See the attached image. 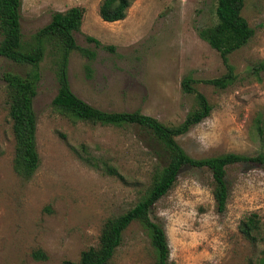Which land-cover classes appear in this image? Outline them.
<instances>
[{"label":"rangeland","instance_id":"rangeland-1","mask_svg":"<svg viewBox=\"0 0 264 264\" xmlns=\"http://www.w3.org/2000/svg\"><path fill=\"white\" fill-rule=\"evenodd\" d=\"M100 3L22 0L24 46L33 42L53 11L81 6L85 12L74 38L95 56L90 59L78 50L69 54L67 75L76 96L101 110H139L175 126L199 108L195 95L182 89L183 79L190 78L211 111L176 136L187 154L264 153V0L244 1L241 14L253 35L229 55L233 81L222 89L205 80L222 77L227 67L199 36L201 29L215 24L217 0H134L126 17L114 22L101 19ZM59 55V43L45 40L33 100L39 166L28 179L13 169L12 122L0 79V264L77 262L83 250L98 245L104 221L134 206L151 182L156 158L137 128L78 120L53 107ZM4 70L24 68L0 57V72ZM226 181L224 212L216 210L211 173L205 168L183 167L172 188L153 205L151 216L165 229L172 264H262L264 167L233 164ZM252 212L262 219L254 242L238 227ZM37 251L43 257L35 258ZM109 264H155L150 237L140 222L125 229Z\"/></svg>","mask_w":264,"mask_h":264},{"label":"trees","instance_id":"trees-1","mask_svg":"<svg viewBox=\"0 0 264 264\" xmlns=\"http://www.w3.org/2000/svg\"><path fill=\"white\" fill-rule=\"evenodd\" d=\"M133 1L101 0L99 16L107 22L122 20ZM244 1L217 0L215 24L199 31V36L219 52L227 67V72L222 77L205 80L217 88H225L233 81V66L228 62L229 55L245 45L253 35V29L241 14ZM21 5L22 0H0V57L24 68L23 72L12 70L0 72V79L6 87L8 115L12 122L14 171L22 178L28 179L39 166L36 144L37 117L33 109V100L41 79L39 63L44 56L45 40H56L60 49L56 70L58 88L52 99L53 107L60 113L71 115L78 120L137 128L141 140L156 158L151 182L144 195L125 212L108 217L104 221L96 247L83 250L77 262L64 260L62 264H109L122 242L123 232L133 221L140 222L147 231L155 253V264H172L165 229L161 222L152 218L151 211L153 205L172 188L182 168H205L210 171L216 210L224 212L229 195L227 168L237 163L264 167V153L246 155L226 152L204 158H194L187 154L176 140V136L186 133L211 111L208 100L192 87L193 81L190 78L183 79L182 89L195 95L199 108L189 113L175 126L165 125L139 110L105 111L83 101L70 89L67 64L69 54L73 50H78L90 59L95 56L93 51L78 46L73 34L80 30L85 9L81 6H72L64 11H53L49 22L34 34L33 42L24 46L20 23ZM86 39L97 46L100 45L94 37L87 36ZM106 48L113 50L114 47ZM262 66L264 67V64ZM86 71L91 72L89 65H86ZM258 131L262 134L261 127H258ZM105 168L111 174L119 175L114 167L105 165ZM238 227L246 239L254 242L258 239L262 219L258 213L252 212L240 221ZM33 255L35 258L43 257L40 251L34 252Z\"/></svg>","mask_w":264,"mask_h":264}]
</instances>
